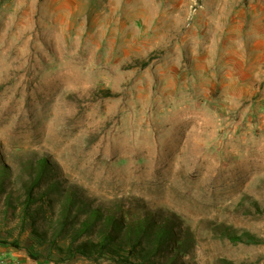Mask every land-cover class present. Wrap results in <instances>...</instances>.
<instances>
[{
  "label": "rangeland",
  "instance_id": "obj_1",
  "mask_svg": "<svg viewBox=\"0 0 264 264\" xmlns=\"http://www.w3.org/2000/svg\"><path fill=\"white\" fill-rule=\"evenodd\" d=\"M39 175L60 191L32 229ZM0 183V264H114L33 231L62 190L175 219L195 236L179 264H264V0H0Z\"/></svg>",
  "mask_w": 264,
  "mask_h": 264
},
{
  "label": "trees",
  "instance_id": "obj_2",
  "mask_svg": "<svg viewBox=\"0 0 264 264\" xmlns=\"http://www.w3.org/2000/svg\"><path fill=\"white\" fill-rule=\"evenodd\" d=\"M104 93L105 97L115 95L111 90ZM45 162L41 159L39 165ZM41 183L42 176H33L24 192L23 207L32 229L43 211V206L36 209L33 206L42 200L49 201L53 197L51 194L60 191L56 184L42 189ZM63 191L58 220L53 222L56 227L52 226L55 229L51 236H48L49 232L33 230L63 261L80 255L94 262L107 260L114 264H179L178 258L190 253L195 246L194 234L190 230L178 229L175 219L159 220L150 212L136 219H127L128 214L120 206H91L74 193L65 192L63 195ZM0 195H4L5 205L15 206L13 196L3 183H0ZM218 228L234 242L254 237L247 231L234 234L233 227L226 224H220Z\"/></svg>",
  "mask_w": 264,
  "mask_h": 264
}]
</instances>
